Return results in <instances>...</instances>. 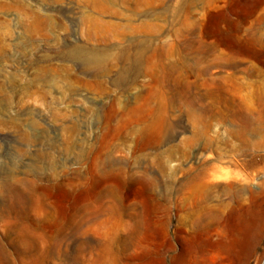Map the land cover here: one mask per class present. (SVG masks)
<instances>
[{"label": "rangeland", "instance_id": "obj_1", "mask_svg": "<svg viewBox=\"0 0 264 264\" xmlns=\"http://www.w3.org/2000/svg\"><path fill=\"white\" fill-rule=\"evenodd\" d=\"M202 171L264 201V0H0V264H147Z\"/></svg>", "mask_w": 264, "mask_h": 264}, {"label": "bare ground", "instance_id": "obj_2", "mask_svg": "<svg viewBox=\"0 0 264 264\" xmlns=\"http://www.w3.org/2000/svg\"><path fill=\"white\" fill-rule=\"evenodd\" d=\"M199 177L197 184L181 186L176 207L183 214L174 216L173 203L169 201L161 218V235L158 236L155 227L151 229L147 264H261L264 257V201L258 198L261 193L248 198L234 193L228 202L214 200L216 181L230 177L221 171L211 175L212 180H207L204 171ZM227 186L232 190L234 184Z\"/></svg>", "mask_w": 264, "mask_h": 264}]
</instances>
